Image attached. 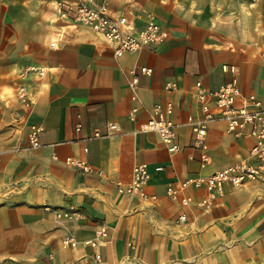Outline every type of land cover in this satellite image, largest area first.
<instances>
[{
    "label": "crops",
    "instance_id": "crops-1",
    "mask_svg": "<svg viewBox=\"0 0 264 264\" xmlns=\"http://www.w3.org/2000/svg\"><path fill=\"white\" fill-rule=\"evenodd\" d=\"M78 1L0 0V264H93L95 253L98 264H264L260 181L225 184L207 210L194 204L203 188L185 190L188 207L166 195L169 183L249 155L253 139L234 137L218 121L208 128L209 161L201 167L187 118L199 114L196 81L214 89L235 77L242 97L252 93L264 104V0H83L126 15L136 30L153 20L167 31L160 45L118 58L100 35L60 15ZM131 71L138 102L131 100ZM13 95L14 116L6 102ZM167 102L175 153L156 133L140 130L153 104ZM134 105L139 110L130 119ZM108 122L120 130L88 138ZM32 124L43 127L37 148L27 143ZM66 156L85 159L100 174H82ZM137 163L149 172L145 197L119 193L116 182L127 184ZM54 210L72 215L56 217ZM182 211L187 219L178 224ZM69 236L74 246L63 245Z\"/></svg>",
    "mask_w": 264,
    "mask_h": 264
},
{
    "label": "built area",
    "instance_id": "built-area-1",
    "mask_svg": "<svg viewBox=\"0 0 264 264\" xmlns=\"http://www.w3.org/2000/svg\"><path fill=\"white\" fill-rule=\"evenodd\" d=\"M241 2L253 3L256 0H238ZM61 16L70 17L76 25H81L93 33L100 35L107 43L113 47V55L118 58L128 51H135L143 47H153L164 42L167 31L153 21L147 20L143 28L136 30L133 23L126 15H112L108 12L106 5L91 7L85 1L79 0L74 5H65L60 11ZM49 47H55V42L49 43ZM230 71L234 72L235 67L231 66ZM140 72L149 75L151 69L140 67ZM129 88L133 91L131 100L138 102L136 90L138 88L137 75L131 71V78L128 81ZM167 86L174 88V83H167ZM196 100L199 109L198 115H189L187 118L191 129V137L196 148L201 150L200 166L204 167L209 156L206 152V134L211 124L222 121L225 124L226 131L234 137L248 135L253 139V145L246 158L240 159L235 163L229 164L222 169H218L207 175L190 176L169 183L166 186V195L173 201H178L182 207L192 205V200L183 194L188 188H203L206 194L202 195L194 204L203 210L210 208L215 199L222 195L225 184L233 187H239L249 181H260L264 188V104L254 94L246 97L241 96V91L236 78H232L220 84L217 88L208 89L200 81L195 82ZM18 96L22 98L25 94L23 86L19 87ZM139 110L138 105L131 106L128 111V117L133 119ZM173 105L167 102L165 105L159 103L153 104L148 118L140 125L143 132L156 133L169 153H175L179 149L177 141L176 123L171 118ZM248 126V131L246 128ZM81 124L76 125V130H80ZM43 127L40 124L29 126L26 137L28 146L37 148L40 144V133ZM120 130V126L114 122L106 123L103 132L93 131L89 139L112 136ZM87 152V148H83ZM56 158L55 154L52 155ZM65 163L76 167L82 174H100L85 159L66 156ZM162 169L161 166L155 167V170ZM149 178V172L146 163L134 164L131 170L130 180L127 184L120 181L116 182V189L121 194H138L145 197L143 187ZM154 197V196H153ZM45 209L51 210L46 206ZM56 217H71L72 213L68 211L57 212ZM185 211L179 213L176 222L182 224L186 221ZM98 234L105 236L106 230L101 226ZM65 246H74L73 237H65L62 240ZM91 246L96 245V241H87ZM93 264L100 262V255L94 254Z\"/></svg>",
    "mask_w": 264,
    "mask_h": 264
},
{
    "label": "rangeland",
    "instance_id": "rangeland-1",
    "mask_svg": "<svg viewBox=\"0 0 264 264\" xmlns=\"http://www.w3.org/2000/svg\"><path fill=\"white\" fill-rule=\"evenodd\" d=\"M15 94H16V91H15ZM6 102H7V106H8V108H9V111H10V113H13L12 114V116H14V114H16V109H17V106H18V104H19V102H17V101H15V95H13V96H10L7 100H6ZM11 118V119H10ZM13 118V119H12ZM9 125L10 126H15V123H16V121H15V117H9ZM10 128H12V127H10ZM248 126H247V128H246V131H248Z\"/></svg>",
    "mask_w": 264,
    "mask_h": 264
}]
</instances>
